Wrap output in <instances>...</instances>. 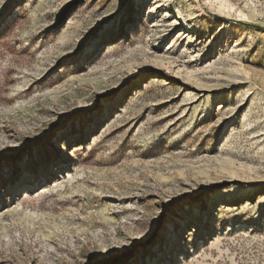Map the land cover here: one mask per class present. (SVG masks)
Wrapping results in <instances>:
<instances>
[{"label":"rangeland","instance_id":"1","mask_svg":"<svg viewBox=\"0 0 264 264\" xmlns=\"http://www.w3.org/2000/svg\"><path fill=\"white\" fill-rule=\"evenodd\" d=\"M0 264H264V0H0Z\"/></svg>","mask_w":264,"mask_h":264},{"label":"bare ground","instance_id":"2","mask_svg":"<svg viewBox=\"0 0 264 264\" xmlns=\"http://www.w3.org/2000/svg\"><path fill=\"white\" fill-rule=\"evenodd\" d=\"M254 190L256 191V190H257V188H254Z\"/></svg>","mask_w":264,"mask_h":264}]
</instances>
